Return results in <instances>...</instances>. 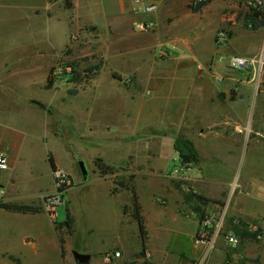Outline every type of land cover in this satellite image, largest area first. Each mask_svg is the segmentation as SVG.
Listing matches in <instances>:
<instances>
[{"label": "crops", "instance_id": "crops-1", "mask_svg": "<svg viewBox=\"0 0 264 264\" xmlns=\"http://www.w3.org/2000/svg\"><path fill=\"white\" fill-rule=\"evenodd\" d=\"M117 1L119 10L107 16L110 45L113 39L146 36L147 32L138 30L136 24L150 21L159 26L157 45L172 48L168 58L173 62L175 72L180 74L173 92L175 134L191 142L199 162L183 164L174 149L175 138L163 136L169 141L167 148L177 155L174 167L170 172H164L159 168L165 150L159 142L161 139L141 138L139 142L153 144L143 155L138 154L139 157L136 152L128 154L124 161L128 167L123 170L128 175L119 182L132 180L130 184L142 210L145 241L131 211H125L133 204L132 191L119 188L113 192L116 181L112 177L117 173L103 175L99 170L100 175L94 173L95 179L90 184H75L67 193L66 213L69 211L75 221L73 237L77 224L72 210V191L80 188L86 194L89 186H103V190L93 196L98 206L97 203L89 204L93 201L91 198L86 202L88 209L94 206L97 210L99 216L95 225L100 224L103 236L104 245L97 251L99 260L96 264H146V251L151 252L154 263L196 264L200 250L195 237L200 229V219L199 216H188L187 212L198 215L226 212L227 221H239L247 227L264 220V70L255 74L252 70L224 68L215 62L221 52L215 46L219 30L228 32L226 54L253 58L264 48V25L255 30L246 19L253 11L249 8L252 0H209L199 12L191 9L192 0ZM142 4H154L157 9L152 14H144L138 11ZM59 11L67 12L70 22L80 31L91 28L100 38L105 32L95 23H80L81 13L100 11L93 0H0V114L12 117L25 113L27 115L21 118L27 120L31 129L40 124L46 128L45 115L37 106L41 100L32 94L23 98L24 90H40L30 74L50 72L55 52L63 50H58L54 38V23L59 18ZM144 41L140 47L147 46ZM199 64L207 68L206 73H199ZM37 119L39 121L34 122ZM248 125L252 128H247ZM0 152L8 157V147L2 142ZM54 162L56 166L66 168L56 158ZM103 164L112 169L121 168V165ZM177 168L181 170L179 175H171ZM10 169L12 163L9 161V169L0 170V182L6 176L3 171ZM238 169L240 178L236 183ZM52 170L50 165L49 186L29 198L14 199L0 185V202L35 206L33 200L40 201L39 195L53 188ZM72 170L70 174L74 175ZM200 198L206 202H201ZM90 223L93 225V221ZM129 226H133V232ZM164 237H168L167 249L159 245V239ZM115 252H120L121 258L106 262V256ZM83 254L90 256L91 263L95 254L90 251ZM224 259V254L215 253L210 263L220 264ZM20 260L18 264H23ZM61 262L63 264L62 257Z\"/></svg>", "mask_w": 264, "mask_h": 264}, {"label": "rangeland", "instance_id": "rangeland-1", "mask_svg": "<svg viewBox=\"0 0 264 264\" xmlns=\"http://www.w3.org/2000/svg\"><path fill=\"white\" fill-rule=\"evenodd\" d=\"M93 3L96 8L100 7V11L81 13L80 23H95L105 31L101 38L91 28L80 31L70 22L67 12L59 11V18L54 23L55 45L58 50H63L55 52L52 66L73 65L80 73V82L71 83L62 77L55 80L51 71L30 74L42 92L24 90L23 98L32 94L41 100L37 106L44 112L46 128L40 124L31 129L27 120L21 118L27 115L25 113L12 117L0 114L3 132L0 142L8 147V158L12 163V169L3 171L6 176L0 185L14 199L35 196L49 186L50 156L67 168L56 166L73 178V187L80 183L90 184L95 179L94 173H99V160L108 165H121V168L114 167L117 174L112 177L116 182L121 181L128 175L123 171L128 167L124 163L128 154L136 152L139 157L153 144L139 142L145 137L161 139L159 142L165 148L159 162L162 171L170 172L176 163L177 155L173 149L167 148L169 141L163 136L176 138L173 92L180 74L175 72L169 54L163 56L159 53V26L145 33L146 36H134L131 40L113 39L110 45L107 16L110 12L117 13L118 1L93 0ZM143 41L147 46L140 47ZM217 48L221 52L215 57L216 64L229 67L230 54L224 52L226 46ZM221 56L224 61H219ZM98 64H102L99 71H87ZM49 78L54 84L46 89ZM71 90L77 91L78 95H72ZM127 141L131 144H125ZM80 162L85 164L86 177L82 174ZM72 168L76 177L70 174ZM239 178L240 169L234 181L238 183ZM95 188L89 186L86 194L80 188L72 191V210L77 224L75 237L73 233L56 229V222L62 223L67 218L65 205L58 207L56 222L48 218L38 199L33 202L41 207L42 212L35 216L0 210V264H18L20 259L23 264H62L61 257L63 264H79L73 252L84 251L95 254L92 262L87 264H96L99 260L97 251L104 245L103 236L100 224L95 225L99 216L97 210L94 206L88 209L86 203L91 198L93 201L89 204L97 203L98 206L93 196L102 191L103 186ZM129 227L133 232V226ZM61 239L65 241L63 251ZM167 240L168 237L160 238L159 245L167 249ZM240 248L241 264H264V239H246ZM157 262L155 264H160Z\"/></svg>", "mask_w": 264, "mask_h": 264}, {"label": "built area", "instance_id": "built-area-1", "mask_svg": "<svg viewBox=\"0 0 264 264\" xmlns=\"http://www.w3.org/2000/svg\"><path fill=\"white\" fill-rule=\"evenodd\" d=\"M209 0H192V6H197L201 3H207ZM136 3H140L136 0ZM251 10L264 12V0H252L249 3ZM157 6L154 4H142L138 7V11L144 14H152L156 11ZM136 28L142 32H150L156 28L154 22H141L136 24ZM215 44L217 47H227L229 44L228 32L225 29L219 30L215 36ZM172 48L164 49L160 47L159 53L166 56ZM224 56H221L219 61H224ZM229 68L233 70H252L255 74H259L264 70V48L261 52L253 57H241L230 55ZM66 69L71 71V67H59L58 70ZM199 73H206L207 68L202 64L197 66ZM9 161L5 153L0 152V170H8ZM180 169L172 171L171 175H179ZM53 188L49 192H44L39 195L45 214L51 221L56 222L58 207L67 203V193L73 187V182L70 176L61 168L52 170ZM188 216H199L200 229L195 237V243L200 250V257L196 264H211V257L215 253L224 254L225 259L220 264H241L243 256L239 252L242 246V240L233 229L234 226L240 225L239 221H227L226 212L221 215H216L213 212H204L201 215L195 212H190ZM247 230L256 236L257 240L264 239V220L259 221L247 227ZM121 258L120 252H115L106 256L105 260L112 263L115 259ZM152 254L150 251L145 253L146 264H155L151 261Z\"/></svg>", "mask_w": 264, "mask_h": 264}, {"label": "trees", "instance_id": "trees-1", "mask_svg": "<svg viewBox=\"0 0 264 264\" xmlns=\"http://www.w3.org/2000/svg\"><path fill=\"white\" fill-rule=\"evenodd\" d=\"M207 4H208V2L207 3H201L195 7L191 6V9L194 12H199ZM246 19H247V21L252 23V28L256 30L259 27H262L264 25V12L253 10L252 13L247 16ZM101 65L98 64L96 66H93L92 68H90L87 71L88 72H97L100 70ZM69 67H71V71H67L66 69L60 71V70H58V68H53L51 70V74L53 75V78L56 80V79H59L60 77H62L61 79H69L68 82L79 83L80 82V80H79L80 73L75 69V67L73 65H69ZM114 77H118V76L116 74H114ZM53 84H54V80L49 78L47 80L46 87L48 89H50L53 86ZM70 93L71 94H77V91L71 90ZM174 149L177 153H179L181 162L183 164L191 165V164H196L199 162V155L189 140H186V139H183L180 137H176L175 143H174ZM49 161H50V165H51L52 169L53 170L56 169V165H55V162H54L52 156L49 157ZM98 162H99V164H97V165H98V169L101 172V174L109 175V174L115 173V170L110 168L109 166L104 165L102 160H99ZM130 181H132V180L129 179L127 182H125V181L115 182L116 186L113 189V192H117L119 190V188L132 191V193H133V204L131 207L126 208L125 211H131V216L133 217V219H135L138 222L139 227H140L141 237H142L143 241H145L146 231H145L144 220H143V217L141 214L142 210H141V206H140L138 197L136 195V192H135L134 188L131 186ZM200 200L203 203L206 202V200H204V199L200 198ZM0 209L7 210L9 212L23 213V214L24 213L25 214H36V213H40L42 211L41 208H38L35 206H29V205H23V204H17V203H2V202H0ZM74 222H75L74 218L72 217V215L68 211L67 212V218L64 222H62V223L56 222V229L60 232L64 231L67 234H72L74 232ZM233 229L235 230L236 234L240 236L242 243L246 239H255L256 238V236L254 234H251L248 232L247 224H243L242 222H240V225L234 226ZM64 244H65V241L63 239H61L62 251H63Z\"/></svg>", "mask_w": 264, "mask_h": 264}, {"label": "water", "instance_id": "water-1", "mask_svg": "<svg viewBox=\"0 0 264 264\" xmlns=\"http://www.w3.org/2000/svg\"><path fill=\"white\" fill-rule=\"evenodd\" d=\"M79 165H80V168L82 170V174L84 175V177H86L87 176V171L85 169V164L83 162H80ZM74 256H75V259L77 260V262L79 264H87V263H89L90 256L88 254L74 252Z\"/></svg>", "mask_w": 264, "mask_h": 264}]
</instances>
